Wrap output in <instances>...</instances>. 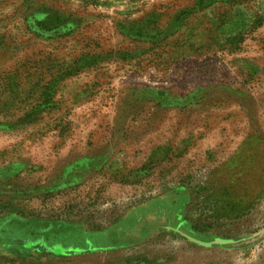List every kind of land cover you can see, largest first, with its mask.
<instances>
[{
  "label": "rangeland",
  "instance_id": "rangeland-1",
  "mask_svg": "<svg viewBox=\"0 0 264 264\" xmlns=\"http://www.w3.org/2000/svg\"><path fill=\"white\" fill-rule=\"evenodd\" d=\"M0 264H264V0H0Z\"/></svg>",
  "mask_w": 264,
  "mask_h": 264
},
{
  "label": "crops",
  "instance_id": "crops-1",
  "mask_svg": "<svg viewBox=\"0 0 264 264\" xmlns=\"http://www.w3.org/2000/svg\"><path fill=\"white\" fill-rule=\"evenodd\" d=\"M78 163H80V160L79 161H75L74 163L71 164V168L73 167H76L78 165ZM82 164V163H80Z\"/></svg>",
  "mask_w": 264,
  "mask_h": 264
}]
</instances>
